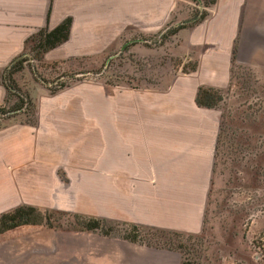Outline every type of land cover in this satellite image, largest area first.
<instances>
[{"label": "crops", "instance_id": "1", "mask_svg": "<svg viewBox=\"0 0 264 264\" xmlns=\"http://www.w3.org/2000/svg\"><path fill=\"white\" fill-rule=\"evenodd\" d=\"M190 2L0 0V73L21 53L29 35L45 26L52 29L65 18H70L67 43L109 42L127 27L146 34L173 18H186ZM205 9L202 18L175 26L182 56L195 59V67L171 85L118 91L117 112L101 118L100 147L94 149L90 139L84 149H66L64 157L63 147L35 153L28 147L23 152L10 148L11 174L26 172L31 181L8 177L6 184L35 186L39 196L19 198L18 204L59 208L66 203L74 212L113 225L188 235L202 231L221 110L198 105L197 91L226 89L238 66L264 75V0H212ZM4 93L0 86V98ZM59 169L66 172L69 190H61ZM69 239L70 264H179L181 259L175 250L118 234L73 230ZM42 245L45 250L53 246L47 241Z\"/></svg>", "mask_w": 264, "mask_h": 264}, {"label": "rangeland", "instance_id": "2", "mask_svg": "<svg viewBox=\"0 0 264 264\" xmlns=\"http://www.w3.org/2000/svg\"><path fill=\"white\" fill-rule=\"evenodd\" d=\"M208 2L191 0L186 18H173L168 26L146 34L127 27L120 35H111L109 42L65 40L43 52L36 45L40 28L29 35L19 54L22 68L11 81L0 73V86L7 82L12 87L8 94L5 88L0 98V214L19 205L34 206L23 200L18 204L19 198H39L35 186L6 184L8 177L16 182L29 179L26 172L11 174L10 148L23 152L28 147L35 153L39 148L63 147L64 157L66 149H84L90 139L94 149L100 147L101 118L117 112L118 91L171 85L195 67V59L182 56L180 37L169 31L186 19L198 20ZM218 90L221 120L202 231L188 235L139 229L137 233L142 243L177 251L184 264H264V75L234 67L229 86ZM58 172L61 190H69L65 170ZM61 205L34 206L39 215L29 218L35 223L1 232L0 264H70V232L82 230L83 218H101ZM109 225L110 235L135 233L130 226L105 227ZM91 231L102 233L100 228ZM43 241L52 248L45 250Z\"/></svg>", "mask_w": 264, "mask_h": 264}, {"label": "trees", "instance_id": "3", "mask_svg": "<svg viewBox=\"0 0 264 264\" xmlns=\"http://www.w3.org/2000/svg\"><path fill=\"white\" fill-rule=\"evenodd\" d=\"M209 2H212V0H209ZM204 15L205 14H203L200 18H202ZM69 29H70V18H65L52 29H49L47 26L42 27L39 29V37L36 45H38L43 52L52 49L68 38ZM177 29L178 27H175L169 32L170 33L176 32ZM23 61L24 59L21 58V55L12 59L11 63L2 70L3 76H6V79L10 80L12 74L15 71L22 68ZM5 88L7 90V94L12 89L11 85L8 84L7 82H5ZM221 99H222V95L220 94V91L212 87H199L196 94V102L198 105L201 106L214 107L217 105L219 101H221ZM31 214L39 215V211L37 210L36 207L29 205H19L11 211L0 214V233L15 228L22 224L35 223L30 221L31 219L29 218V216ZM81 224L82 226L80 229L82 230H92V229L100 228L101 232L105 235H110V230H112L110 229V225L105 227L106 224H110V223L97 218H83ZM131 228L135 231L133 235L131 236L120 235V236L129 241L141 242V240H139V235L137 233V231L141 228L137 226H132ZM179 264H184V262L180 261Z\"/></svg>", "mask_w": 264, "mask_h": 264}]
</instances>
